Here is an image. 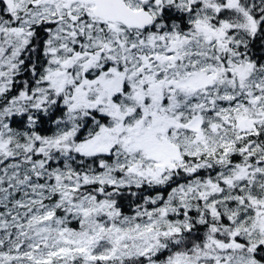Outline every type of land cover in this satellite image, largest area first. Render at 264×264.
<instances>
[{"label":"snow or ice","instance_id":"snow-or-ice-1","mask_svg":"<svg viewBox=\"0 0 264 264\" xmlns=\"http://www.w3.org/2000/svg\"><path fill=\"white\" fill-rule=\"evenodd\" d=\"M0 264H264V0H0Z\"/></svg>","mask_w":264,"mask_h":264}]
</instances>
